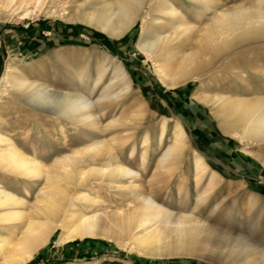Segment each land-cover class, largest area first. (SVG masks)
<instances>
[{
  "label": "rangeland",
  "instance_id": "rangeland-1",
  "mask_svg": "<svg viewBox=\"0 0 264 264\" xmlns=\"http://www.w3.org/2000/svg\"><path fill=\"white\" fill-rule=\"evenodd\" d=\"M153 1L149 0L147 12L156 17V3ZM171 1L180 5L187 22L197 23L195 9L198 6L189 1ZM222 1V4L230 7L248 0ZM63 2L46 0L42 4L31 2L23 6L16 3L0 9V133L13 138L27 154L37 153L46 163L58 154L82 149L93 142H106L116 154V162L139 173L138 177L128 180L140 188L139 192L127 195L114 188L126 180H88L79 191L87 192L103 203L97 210L115 212L124 209L125 200L134 205L137 194L144 193L152 195L158 204L173 214L190 212L195 207L196 195L206 187L210 176L215 174L217 182L206 202L196 209L195 214L219 232L217 238L221 242L232 246L236 238L241 239L249 257L243 264H264V146L246 147L244 153L242 145L234 144L227 135L229 122L221 117L218 108L208 111L198 106L191 109L182 105L180 100L173 101L168 96V90L154 73L152 62L135 48L141 37V21L135 28V33H126L120 39H113L83 24L65 23L60 15L53 16L52 10L57 7L56 10L61 11ZM69 5L63 7L69 11ZM26 9H37L38 12L22 20L20 16ZM206 21L208 18L201 25ZM49 23L55 27L54 34L50 28L46 29ZM166 23L164 25L167 26ZM36 25L37 32L34 28ZM164 25L158 31L167 30ZM154 30L152 23L149 24L147 31ZM35 33L42 38L36 39ZM44 37L46 40H42ZM193 44L194 41H191L190 45ZM108 57L120 63L133 88L131 85L132 90L128 96L92 110L99 122L98 129L91 122L76 123L27 105L22 98L19 99L8 91L1 93L5 87L2 78L10 64L36 85H47L57 93H80L88 97L97 78L98 66L107 62ZM113 63L108 64L104 79L89 96L91 101L95 102L101 90L111 83L116 66ZM81 74L83 81L80 79ZM11 77H16V73H11ZM122 85L119 78L113 85V90L116 91ZM136 86L140 87L141 92ZM188 88L192 97L216 94L227 98L264 99V40L246 43L221 54L204 68L200 80ZM138 108H141V113H137ZM165 118L167 130L159 145L160 127ZM176 118L186 127L187 143H190L186 144L184 157L176 166L168 171L156 169L158 156L173 137ZM144 135L148 137L149 148L147 147L142 165ZM196 156L207 162V171L198 183L194 176ZM113 162L106 156L100 160L85 159L82 167H106ZM41 183L24 182L0 172V187L29 202L35 201ZM26 190L29 194H26ZM85 210V205L75 202L69 214ZM21 230L22 227L19 226L17 232ZM60 232L57 229L54 238ZM225 235L232 240L225 241ZM0 236H5V233L0 231ZM228 255L225 259H228ZM201 259L145 258L114 240L105 237L92 240L87 237L76 238L71 245L63 247L52 242L30 264L241 263H235L232 258L227 262H218L208 256Z\"/></svg>",
  "mask_w": 264,
  "mask_h": 264
},
{
  "label": "bare ground",
  "instance_id": "bare-ground-1",
  "mask_svg": "<svg viewBox=\"0 0 264 264\" xmlns=\"http://www.w3.org/2000/svg\"><path fill=\"white\" fill-rule=\"evenodd\" d=\"M44 1L0 0V9L10 4L23 6L31 2L42 4ZM63 1L62 10L57 11L55 7L53 16L60 15L65 23H80L113 39H120L126 33H135L141 21V37L135 48L152 62L158 80L172 94L181 87L196 84L204 68L221 54L246 43L264 40V0L242 1L230 7L222 4V0H183L198 6L195 9L196 24L187 22L180 5L171 0H155L156 17L147 12L149 0ZM64 5H69L70 10L67 11ZM37 12V9H26L20 19L30 18ZM205 18L208 21L201 25ZM151 23L155 30L148 32ZM163 25L167 30L158 31ZM191 41H194L192 46ZM111 62L116 65L111 83L101 90L95 102L91 101L89 96L101 84ZM13 72L16 77L10 78ZM23 75L9 64L2 78L5 87L1 93L8 91L22 98L27 105L46 110L51 115H59L76 123L91 122L95 129H98L99 122L92 110L116 102L128 96L132 90L122 66L110 57L98 66L97 78L88 97L80 93L54 92L47 85H36ZM83 75L80 76L82 81ZM119 78L123 85L114 91L113 85ZM191 104L208 111L218 108L221 117L229 122L227 135L234 144L242 145L244 153L246 147L264 146V99L203 94L192 97ZM137 113H141V108L137 109ZM166 130L167 121L163 120L159 144H162ZM148 142L145 136L142 165ZM186 144L187 132L177 121L170 144L157 158L156 169L168 171L181 162ZM247 154L252 155L250 152ZM105 156L114 160L111 166L82 167L85 159L100 160ZM116 159V154L106 142L97 141L82 149L58 154L46 163L37 153L27 154L13 138L0 133V172L24 182H42L32 202L0 187V231L5 233V236H0V264H30L52 242L63 247L71 245L76 238L87 237L92 240L98 237L114 240L128 247L129 251L151 259H201L208 256L218 262H227L232 258L235 263L249 259L244 250L246 246L240 238H236L232 246L221 242L217 238L219 232L195 214L214 188L217 182L215 174L210 176L206 187L196 195L195 207L190 212L173 214L158 204L152 195L144 193L137 194L134 205L125 200L124 209L115 212L97 210L103 203L95 196L79 191L88 180L123 179L126 182L115 185L116 190L124 191L127 195L139 192L140 187L128 180L138 177L139 173L116 162ZM206 171L205 161L196 156V183ZM26 194H29L28 190ZM75 202L85 205L86 210L70 215L69 211ZM19 226L22 230L17 232ZM57 229L61 232L54 238ZM224 237L225 241L232 240L227 235ZM227 254L228 259H225Z\"/></svg>",
  "mask_w": 264,
  "mask_h": 264
},
{
  "label": "crops",
  "instance_id": "crops-1",
  "mask_svg": "<svg viewBox=\"0 0 264 264\" xmlns=\"http://www.w3.org/2000/svg\"><path fill=\"white\" fill-rule=\"evenodd\" d=\"M38 27V25H36L34 28L36 29V31L35 32H37V28ZM50 28V30H51V32L54 34V31H55V27L51 24V23H49L48 24V27H46V29H49ZM36 39L37 38H39L38 37V35H37V33H35V36H34ZM52 37H53V39H55V36H53L52 35ZM40 38H42V37H40ZM40 38L38 39V40H40ZM34 39V38H33ZM46 40V38L44 37L42 40ZM52 40V39H51ZM29 43H34V42H29ZM24 44H25V42H24ZM131 85H132V88H133V84L131 83ZM136 88H137V90L139 91V92H141V90H140V87L139 86H136ZM184 91V92H183ZM189 91H190V89L188 88V87H181V88H179V90H177V92H175L174 94H172L171 92H169V91H167V94H168V96H170V98L174 101V100H180V102L182 103V105H186V106H189L191 109L193 108V109H195V108H198V106H195V107H193L192 106V104H191V99H192V96H190V94H189ZM131 93V92H130ZM177 104H179V102H177ZM163 120H166L167 121V119L165 118V119H163ZM177 121H179L181 124H182V127L185 129V131L187 132V130H186V127L184 126V124L180 121V119L179 118H176L175 119V122H174V125H175V123L177 122ZM191 122H193L192 121V119L190 120ZM188 125H190L189 123H188ZM173 129H174V126H173ZM146 135H148V134H146ZM145 136V135H144ZM149 136V135H148ZM173 136V135H172ZM158 143H159V141H158ZM190 143V141H188V144ZM160 145V144H159ZM149 148V147H148ZM162 153V152H161ZM160 156V155H159ZM158 156V157H159ZM157 161V160H156ZM206 162V161H205ZM207 163V162H206ZM208 165V164H207ZM209 166V165H208ZM209 169L210 170H212L211 169V167L209 166ZM212 171H214V170H212Z\"/></svg>",
  "mask_w": 264,
  "mask_h": 264
},
{
  "label": "trees",
  "instance_id": "trees-1",
  "mask_svg": "<svg viewBox=\"0 0 264 264\" xmlns=\"http://www.w3.org/2000/svg\"><path fill=\"white\" fill-rule=\"evenodd\" d=\"M84 28V27H83ZM85 29V28H84Z\"/></svg>",
  "mask_w": 264,
  "mask_h": 264
}]
</instances>
